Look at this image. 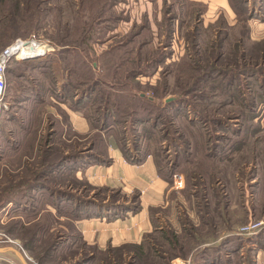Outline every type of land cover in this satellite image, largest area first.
Segmentation results:
<instances>
[{"label":"rangeland","instance_id":"1","mask_svg":"<svg viewBox=\"0 0 264 264\" xmlns=\"http://www.w3.org/2000/svg\"><path fill=\"white\" fill-rule=\"evenodd\" d=\"M243 1L2 0L0 54L16 41L44 48L11 59L0 101L3 135L18 143L14 155L0 153V206L9 201L1 193L11 195L0 210V235L8 239L0 248L25 264H135L133 248L87 247L75 222L98 213L103 201L119 203L111 212L136 207L138 193L92 188L76 172L89 154L94 162L104 151L133 162L151 153L169 183L170 163L178 161L181 193L194 198L198 215L225 205L224 193L238 203L237 223L215 245L235 238L245 262L264 264V237L236 236L264 219V37L255 38L264 31L254 25L264 6L258 13L260 1L250 0L237 17ZM186 217L181 213L188 225ZM169 233L148 237L157 251L142 264H211L209 255L234 264L225 248L169 251ZM197 238L195 245L214 240L209 231ZM192 244L184 240L185 248ZM0 264L21 263L4 253Z\"/></svg>","mask_w":264,"mask_h":264},{"label":"crops","instance_id":"2","mask_svg":"<svg viewBox=\"0 0 264 264\" xmlns=\"http://www.w3.org/2000/svg\"><path fill=\"white\" fill-rule=\"evenodd\" d=\"M214 1L221 6L225 4V0ZM254 25L255 32L264 31V18L257 20ZM261 37H264V34L255 38ZM80 125L79 123L77 127L82 129ZM104 156H97L98 160L94 162L93 159L96 156L94 158V154H89L91 161L82 165L81 169L76 172V176L80 175V178L86 180L92 188H106L108 191L119 190L121 193L128 192L129 194L138 193V208L133 209L126 206L118 212H111L110 206L119 203L106 205V201H103L105 205L98 210V213L76 221L75 226L80 233V240L87 247L105 251L124 245H142L151 241L148 237L152 233L162 234L170 231L174 235H179L184 228L180 218L183 213L189 216L186 218L191 222L188 223L192 227L197 228L199 225L202 229L200 235L209 231L210 236L214 237L211 243L200 246V248H208L216 246L215 243L222 239L223 234L232 232L227 225L234 226L237 223L234 220L235 218L238 220L239 205L230 200V197L228 199L227 193L223 194L227 199L225 205H222L221 201L214 208L215 211L211 209L209 211L207 203L206 209L209 213L198 215L195 204L194 207L190 206L194 198H190L191 196L187 198L181 193L184 184L183 176L175 173L171 177L172 182L169 183L158 172L157 160L151 153L140 154L138 156L141 157L133 162H127L121 154L118 155L115 152L106 153L104 151ZM204 200L206 201L205 197ZM193 212L196 216H192ZM245 215L252 216L251 210L246 211ZM222 226H224L223 229H221ZM165 240L169 241L167 236ZM4 253L17 257L11 249L0 248V255Z\"/></svg>","mask_w":264,"mask_h":264},{"label":"trees","instance_id":"3","mask_svg":"<svg viewBox=\"0 0 264 264\" xmlns=\"http://www.w3.org/2000/svg\"><path fill=\"white\" fill-rule=\"evenodd\" d=\"M249 1L250 0H244L243 1V5H242V12H241V9H239L238 11L236 10V9H238L237 7H236V9H234V12H235V14L237 15V17H242V13H243V10L245 11L246 10V8H248V3H249ZM252 1V0H251ZM260 2H259V6L260 7H257V8H260L259 10H258V13H262L263 12V6H264V0H259ZM2 2V0H0V3ZM252 4H254V2L252 3ZM248 10V9H247ZM246 10V11H247ZM250 14V13H249ZM254 16V15H253ZM252 17V16H251ZM263 40H264V38H263ZM262 40V41H263ZM243 55V54H242ZM240 56V58L242 59L243 58V56ZM13 60H9L8 61V66H7V68H6V75H8V74H11V75H13L12 73H13V70L11 69V67H10V64L9 63H11ZM242 61H243V59H242ZM238 75V74H237ZM17 77H21L20 75H19V73H17V75H16ZM76 80H78L77 78H76ZM69 86H72V88L71 89H73L74 88V91H77V89H79L78 87V82L76 81L75 82V84H74V87H73V85L71 84V82H70V85ZM87 87V86H86ZM90 88H92V87H90ZM89 88V89H90ZM81 94V93H80ZM4 96V95H3ZM82 99H84V96H82L81 97V100ZM139 99H140V101H142V102H145V103H147V104H151L152 106L154 105V100L153 99H151V98H145L144 96H140L139 97ZM5 111H0V141H1V143H0V153H3V152H5L6 150L7 151H10V153H12V155H14V153L16 152V150L18 149L17 148V144L18 143H16L15 141H12V139H10V137H7V135L5 134V135H3V126H2V124L3 123H5L6 121H7V119H6V117H5ZM149 115L150 116H152V115H155L154 114V112H152L151 110L149 111ZM153 125H155V124H153ZM106 130V129H105ZM97 135V134H96ZM96 135H94V137H93V135H92V137L93 138H97L98 140H97V142L99 143V144H103V141L101 140V138L100 137H96ZM98 136V135H97ZM96 142V143H97ZM98 143H97V145H98ZM97 145H95V143H92V147L94 146H97ZM93 147V148H94ZM6 151V152H7ZM2 158V154H0V161L2 160L1 159ZM157 168H158V172L161 174V175H163L164 176V173L162 172V169H161V166L160 165H157ZM168 170V169H167ZM169 173H172V174H175V173H177L176 171L178 170V161L176 162V164L175 165H171L170 166V168H169ZM5 174V173H4ZM42 175H44V173H42ZM185 178L187 179V182L189 181V177H188V175L187 176H185ZM31 186H32V184H31ZM33 187H41L42 188V186L41 185H38V184H34V186ZM46 189V188H45ZM12 190V189H11ZM19 190L20 191H25V190H27L25 187H23V186H21V187H19ZM20 191H18L17 190V192H20ZM10 191H8L7 193H4V194H2L1 193V197L3 198V199H6V197H7V199H9V201H7L6 203H5V205H1L0 206V210L1 209H3L5 206H6V204L7 203H9V202H11L10 201V197H8V196H11L10 195V193H9ZM184 194V193H183ZM187 198H189V196L188 195H186V191H185V194H184ZM137 201V200H136ZM123 207V206H122ZM121 207V208H122ZM131 208H133V209H137L138 208V202H137V205H136V207L134 206V207H131ZM183 224H184V228H183V230H182V232L180 233V235H174V234H172V233H169V236L167 235V238H168V240H169V242H170V247L171 248H169V251H186V255H188L189 253V255H194L195 253H194V251H202L203 253H205V251H223L224 250V248L227 250V251H231L230 253L232 254V256L233 255H235V257H233V258H235V261H234V264H251L249 261H248V257L246 258V262L244 261V258H242L241 256H240V254H239V251L241 250V248H240V246H239V240H237V239H235V238H231V239H228L225 243H223V244H220V245H216V246H213V247H210V249H204V248H200V246L201 245H203V244H205L206 242H205V240H202L201 241V243L200 242H198V244L197 245H195V242H197V233H201L202 232V229L200 228V227H198V228H194V227H192V226H190L189 224L187 225L185 222H183ZM264 237V233H260V234H258V235H256V236H254V237H251V240L252 241H254V242H256V243H258V242H260V238L261 237ZM186 238H189V239H191L192 241H193V244H192V246H189V247H187V248H185V246H184V240L186 239ZM135 249V250H133V251H138L137 252V254H136V259H137V261H136V263L135 264H142V260L144 259L143 258V256L145 255V258H146V255H152L153 254V252L152 251H157L156 249H155V247H154V245L152 244V242L151 241H149V242H146V243H144V244H142V245H124V246H122V247H120V248H115V249H118V251H120V250H124V249ZM115 249H113V250H115ZM111 249H108V251H110ZM165 251H167V250H165ZM182 255H184V253L182 254ZM206 255V254H205ZM209 257H210V255H209ZM209 257H207V260L208 261H212L211 262V264H221L220 263V261H221V256H219L218 258H216L215 257V260L213 261V258L212 259H210ZM227 258H228V256H227ZM248 262V263H247ZM202 264H206V263H203L202 262Z\"/></svg>","mask_w":264,"mask_h":264},{"label":"built area","instance_id":"4","mask_svg":"<svg viewBox=\"0 0 264 264\" xmlns=\"http://www.w3.org/2000/svg\"><path fill=\"white\" fill-rule=\"evenodd\" d=\"M26 42L24 41H16L11 46H8L4 53L0 54V101L3 98L4 95V89H5V80H6V68L8 66V61L10 59H14L16 61V55L15 48L19 44L22 45ZM0 106V111H1ZM260 231H264V219L259 221H251L247 226H244L240 228L236 234V236H247L252 237L256 234H258ZM8 242V239L4 237L3 235H0V244Z\"/></svg>","mask_w":264,"mask_h":264},{"label":"bare ground","instance_id":"5","mask_svg":"<svg viewBox=\"0 0 264 264\" xmlns=\"http://www.w3.org/2000/svg\"><path fill=\"white\" fill-rule=\"evenodd\" d=\"M14 48H15L14 52L17 53L16 58L17 59H24V58H29V56H26V55H28V54L31 55L32 53L39 52V51H41V49L43 50L44 47L39 46L35 42H26L22 45L19 44L17 47H14ZM19 56H21V57H19Z\"/></svg>","mask_w":264,"mask_h":264},{"label":"water","instance_id":"6","mask_svg":"<svg viewBox=\"0 0 264 264\" xmlns=\"http://www.w3.org/2000/svg\"><path fill=\"white\" fill-rule=\"evenodd\" d=\"M29 58H33V56H29ZM29 58L16 59V60L22 62V61L27 60V59H29ZM171 101H172V98H169V99L166 100V102H171ZM11 250H12V249H11ZM12 252L15 253V255L18 257V259H19V261L21 262V264H25L23 258H22V257H21L16 251H13V250H12Z\"/></svg>","mask_w":264,"mask_h":264},{"label":"flooded vegetation","instance_id":"7","mask_svg":"<svg viewBox=\"0 0 264 264\" xmlns=\"http://www.w3.org/2000/svg\"><path fill=\"white\" fill-rule=\"evenodd\" d=\"M176 159V158H175ZM174 160H172V162L170 163V166L172 165H175L176 164V161L175 162H173ZM204 197H206V195H203ZM207 206H208V204L206 203L205 204V207L207 208ZM260 233H264V231H260L258 234H260ZM258 234H256V235H258ZM256 235H254V236H256ZM254 236H252V237H254ZM240 256L242 257V253H240ZM243 258V257H242ZM254 264H256V263H254Z\"/></svg>","mask_w":264,"mask_h":264}]
</instances>
